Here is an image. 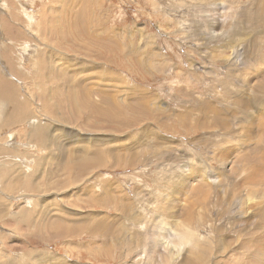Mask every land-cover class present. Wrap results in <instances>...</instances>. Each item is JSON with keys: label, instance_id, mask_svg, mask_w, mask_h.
<instances>
[{"label": "rangeland", "instance_id": "374dc122", "mask_svg": "<svg viewBox=\"0 0 264 264\" xmlns=\"http://www.w3.org/2000/svg\"><path fill=\"white\" fill-rule=\"evenodd\" d=\"M260 8L0 0V264H264Z\"/></svg>", "mask_w": 264, "mask_h": 264}, {"label": "bare ground", "instance_id": "6f19581e", "mask_svg": "<svg viewBox=\"0 0 264 264\" xmlns=\"http://www.w3.org/2000/svg\"><path fill=\"white\" fill-rule=\"evenodd\" d=\"M229 3V2H228ZM260 4V3H259ZM263 6V5H262ZM261 6V7H262ZM204 10V9H203ZM260 10H261V13H262V11L264 10V8H260ZM218 12V11H217ZM253 12V11H252ZM244 13V12H243ZM239 15V14H238ZM240 16V15H239ZM263 16V15H262ZM81 17V16H80ZM241 17H242V13H241ZM249 17V16H248ZM255 18V17H254ZM246 19V18H245ZM249 19V18H248ZM262 19V18H261ZM247 20V19H246ZM252 20V19H251ZM234 33H237V32H234ZM101 40V39H100ZM211 41V40H213V39H208L207 41ZM48 44V43H47ZM239 57V56H238ZM54 62V61H53ZM51 66V65H50ZM53 67V66H52ZM38 69V68H37ZM51 69V68H50ZM53 69H55V68H53ZM49 70V69H48ZM52 70V69H51ZM179 70V69H178ZM43 71V70H42ZM51 73H52V71H50ZM50 73V74H51ZM64 73V72H63ZM58 74V73H57ZM66 74V73H65ZM64 74V75H65ZM178 74V73H177ZM244 74V73H243ZM66 75H68V74H66ZM57 76V75H56ZM56 76L54 77L55 79H56ZM58 76H60V75H58ZM57 76V77H58ZM46 77V76H45ZM44 77V78H45ZM49 77H51V76H49ZM68 77V76H67ZM240 78H241V76H240ZM47 80H49V79H47ZM66 81V80H65ZM67 82V81H66ZM75 82V81H74ZM61 84V83H60ZM62 84H67V83H65V82H62ZM259 84V83H258ZM72 85V84H71ZM260 86V85H259ZM49 91H50V93L51 94H54V92L52 91V89H49ZM56 93H59V92H56ZM262 94V93H261ZM264 95V94H263ZM247 97V96H246ZM85 97H82L81 99H84ZM242 98V97H241ZM86 99V98H85ZM251 100V99H250ZM255 100V99H254ZM249 101V100H248ZM253 101V100H252ZM251 101V103H253ZM255 102V101H254ZM256 104V103H255ZM12 105V104H11ZM19 108H21V105L20 104H17L16 105V107H15V109H13V111H15L14 113H13V117H14V119H16V117H17V114H18V112H20L21 113V109H19ZM212 109H215L214 107H212L211 109H210V111L212 110ZM248 109V108H247ZM22 111H23V108H22ZM214 111V110H213ZM216 111V110H215ZM218 111V110H217ZM40 128V127H39ZM40 131V130H39ZM43 131V130H42ZM42 131H40V132H42ZM40 136H43V138H42V141L43 140H46V139H48V136L50 137L51 135H48V132L47 133H43V134H40ZM258 143V142H257ZM251 145V144H250ZM253 153V152H252ZM249 156V155H248ZM254 157V156H253ZM249 158V157H248ZM247 158V159H248ZM262 158V157H261ZM248 160H250V158L248 159ZM263 164H264V159L261 161ZM74 165H78L77 163H74ZM70 168H72V166H73V164L71 165H68ZM215 180V179H214ZM210 181H211V179H210ZM96 186V185H95ZM101 186V185H100ZM110 186V185H109ZM201 187H199L198 188V190H201L200 189ZM198 190H196V192L198 191ZM114 189H112V188H110V187H107V185L106 186H104L103 185V187L101 188V192L105 195V197H110V196H112V193H114ZM201 194H202V192H201ZM199 195H200V192H199ZM123 199H125V198H123ZM108 200V199H107ZM130 200V199H129ZM168 203V202H167ZM167 205V204H166ZM45 216V215H44ZM251 216V215H250ZM164 219V218H163ZM249 219V218H248ZM46 223H47V221H46ZM166 223V222H165ZM169 223V222H168ZM177 226H179L180 225V221H178L177 223ZM76 227H78L79 226V223L78 224H74ZM101 226V225H100ZM105 227V226H104ZM96 230H98V228L96 227L95 228ZM57 230V229H56ZM114 235V234H113ZM112 235V236H113ZM103 236V235H102ZM183 236H185L184 234H179V236L177 237V239H174V238H171V239H169L168 240V243H167V246L168 245H172V247H173V252H175V250H177V252H176V254H178V253H180V248L182 249V247L185 245V240H184V238H183ZM126 241V240H125ZM106 247V246H105ZM108 248H109V246H108ZM107 248V249H108ZM113 248V247H112ZM102 251V250H101ZM104 252V251H103ZM106 253V252H105ZM108 253V252H107ZM98 254V253H97ZM34 255V254H33ZM32 257V256H31ZM16 260V259H15ZM45 264V263H44Z\"/></svg>", "mask_w": 264, "mask_h": 264}]
</instances>
